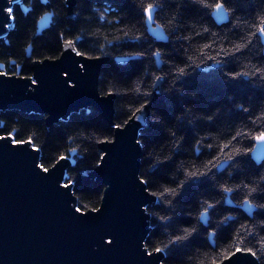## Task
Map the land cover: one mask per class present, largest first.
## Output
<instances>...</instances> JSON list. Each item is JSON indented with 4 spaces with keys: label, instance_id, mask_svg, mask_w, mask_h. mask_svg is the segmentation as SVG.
<instances>
[{
    "label": "trees",
    "instance_id": "1",
    "mask_svg": "<svg viewBox=\"0 0 264 264\" xmlns=\"http://www.w3.org/2000/svg\"><path fill=\"white\" fill-rule=\"evenodd\" d=\"M150 2L154 0H75L71 10L73 18H70L65 0H47L46 3L25 0L30 12L24 16L19 5H15V26L9 27L8 34L0 39V65L4 66L3 72L7 76L16 75L19 69L21 77H32V62L57 59L65 40L76 41L74 50L82 52L83 57L107 59L99 76L98 91L101 95L108 91L118 94L114 95L111 123L94 109L72 114L67 120L52 126L45 123L44 116L14 110L0 113V136L7 137L11 133L17 139L34 137L35 145L41 149L39 163L45 167L52 168L60 155L67 154V147L78 149L79 155H69L70 166L66 169L64 182L77 181L72 193L76 207H81L85 213L93 207L99 208L104 192L101 183L85 176L94 172L97 163H100L102 153L98 146L101 143L97 141L105 137L113 138L115 128H111L110 124L123 123L130 109L143 102L141 94L153 91L152 82L157 76L164 79L157 82L159 93L150 108V123L153 114L159 115L157 109L167 110L172 119L147 145L146 152L141 148L144 155L150 152L153 159L165 161L164 166L159 167L151 177L154 181L152 191H162L164 186L174 187L185 178V170H203L213 156L219 154L223 160L220 146L228 144L237 131L255 132L256 126L264 125V120H256L264 112V81L255 77L230 81L232 73H251L255 67L264 64L260 38L253 37L243 54L238 53L234 57L217 55L221 49L231 51L233 45L246 42L256 31L250 25L258 23L256 17L264 10V0H232L226 5L228 22L223 25H217L209 15L212 13L211 6L218 0H204L208 8H201L192 0H167L164 10L155 13V23L169 36L165 43L152 39L143 24L142 5ZM105 8L109 10L105 12ZM232 8H236L234 14ZM46 13L53 15L52 23L49 29L37 36V22ZM101 13L104 19L99 18ZM174 14H178V25L175 22L169 24ZM174 26V34H170ZM205 28L207 32H204ZM78 36L80 40H76ZM137 36L141 39H136ZM144 37H147V42ZM205 44L210 47L205 48ZM29 47L31 53L27 59L26 49ZM155 51H159L160 55L153 56ZM137 53H143V56ZM209 56L216 57L221 63L208 60ZM116 58L129 60L118 64ZM186 64H200L201 67L195 69L190 77L181 78L185 80V85H176L178 91L173 97L168 89L174 86L177 69L184 68ZM237 105L249 108L250 112H242ZM207 116L214 119L209 121ZM174 117H180V122L177 123ZM253 120H256V126L252 124ZM177 127L180 129L178 138L180 135L185 137L178 153L177 145L169 135V130H176ZM150 131L149 128L140 131L138 138ZM68 135L75 140H67ZM238 146L241 150L253 149L254 141L240 138L238 142L233 141L225 152ZM168 157L171 159H166ZM219 168L212 170L214 175L205 183L189 187L181 204H174L177 215L169 231L180 234L183 228L196 227L197 233L190 242L165 256L164 264H213V261L219 264L224 261V255L233 251L240 242L237 233L242 232L243 227L255 235L241 246L258 247L257 240L264 236L261 230L264 216L253 210L249 217L238 207L243 205L250 188H257V193L249 197L251 202L254 205L264 203V198L259 195L264 186L261 180L264 177V162L256 165L249 157L233 167L225 165L221 171ZM145 169L147 164L140 158V172ZM245 184L249 187H243ZM221 185L233 189H237V185L240 187L232 193H224L219 190ZM228 195L235 208L226 206ZM205 201L216 205L215 209L209 210L207 227L197 219ZM166 204L167 200L155 201L149 210L157 216L172 215L165 210ZM225 217L230 219L225 220ZM158 223H149L148 243L144 244L149 251L167 243V238L161 234L163 230L157 227ZM210 232L214 233L213 246L209 242Z\"/></svg>",
    "mask_w": 264,
    "mask_h": 264
},
{
    "label": "water",
    "instance_id": "2",
    "mask_svg": "<svg viewBox=\"0 0 264 264\" xmlns=\"http://www.w3.org/2000/svg\"><path fill=\"white\" fill-rule=\"evenodd\" d=\"M66 4L69 17L73 18L71 10L75 0H67ZM18 7L26 16L28 10L22 5ZM46 14L37 22V36L50 28L53 15ZM213 21L223 25L228 22V17ZM3 23L5 20L0 17V25ZM152 27L156 28V32H148V35L159 43H165L167 40L159 39L162 33L165 35L162 28L156 23ZM8 31L9 28H0V36L4 38ZM260 42L264 54V39ZM66 47L64 44L55 60H43L42 64L32 62L30 71L32 78L37 80L36 85L22 79L19 69L14 76H0V113L14 110L36 114L44 116L45 123L52 126L67 120L72 114L94 109L111 123L115 97L98 102L101 96L98 80L107 59L76 56L75 50L66 51ZM30 53L29 47L26 49L27 59ZM128 60L116 58L115 62L122 64ZM80 63L85 68L81 69ZM3 71L4 66L0 65V72ZM65 71L69 73V82L76 85L72 89L66 88L63 83ZM158 93L159 88L155 89V99ZM150 108L147 120L141 116L140 121L130 122L123 134L115 129V144L101 143L98 146L102 154L107 152L109 155L100 161L99 168L85 176H91L104 187L99 206L103 211L99 214L89 211L84 217L74 215L69 211L73 203L76 207L72 189L57 191L56 183L58 180L64 182L70 161H61L55 169L50 168L51 175L44 178L45 174L34 167L39 164V152H32L27 145L12 147L9 140H0V264H159L155 258L142 255L150 226L140 220L136 211L142 199L137 182L141 148L135 145L134 138L148 128ZM252 150V161L260 165L264 156L259 161L252 157L264 153V145L254 141ZM224 166H220L219 170H223ZM150 199L155 201L154 197ZM225 203L235 208L229 195ZM238 208L247 216H252L253 211L249 214L246 206ZM200 222L207 227L208 216L201 217ZM105 232H111L116 237L111 250L99 246L100 236ZM212 238L209 236L213 246ZM223 264L253 262L247 255L237 254L231 261L224 260Z\"/></svg>",
    "mask_w": 264,
    "mask_h": 264
},
{
    "label": "snow or ice",
    "instance_id": "3",
    "mask_svg": "<svg viewBox=\"0 0 264 264\" xmlns=\"http://www.w3.org/2000/svg\"><path fill=\"white\" fill-rule=\"evenodd\" d=\"M20 0H0V17H3L5 20V23L0 25V28L8 29L9 27H14L16 23V15H15V5L19 4ZM43 2H47V0H43ZM67 3V0H65ZM193 3L199 5L201 8H208L209 5L204 2V0H192ZM232 0H218L217 3L212 5V13L209 15L211 18L215 21H222L227 19L229 11L228 8H226V5L231 4ZM167 4V0H154V2L145 3L142 5V17H143V24L146 28L147 32L154 33L156 32V28L152 27L153 24L156 22L155 13L157 10L163 11L165 5ZM109 9L105 8L104 11L107 12ZM236 11V8H232V13L234 14ZM6 14V15H5ZM50 15V14H46ZM100 19H104L103 13L99 16ZM43 19V18H42ZM256 19L258 20V23H254L250 25V27H255L256 31L250 34L249 39L244 42L237 45H233V49L231 51H225L224 49H221L220 52L217 53V55H225V56H235L236 54H243V52L247 49L248 45L252 43V38L257 37L260 39H264V10L261 11L259 15H257ZM175 22V25L179 24L178 14H174L172 16V19L169 20V24H173ZM230 22V21H229ZM157 27H160L157 25ZM175 26L170 30V34H174ZM208 29L205 28L204 32H207ZM196 35H201L200 33H197ZM0 39H3L2 36H0ZM136 39H141L140 36H137ZM145 42H147V37H144ZM159 39L161 40H167L169 39V36L163 35V33L159 36ZM179 39V37H178ZM184 39H188L185 37ZM76 40H80V37L78 36ZM76 41L74 40H65L64 44L67 46L66 51L68 49L74 50V45ZM205 48L210 47V45L205 44ZM76 56H83L84 54L80 51H75ZM139 56H143V53H137ZM153 56L160 55L159 51H155L152 53ZM87 59H95L100 60L101 57L94 56V57H87ZM189 59H191L189 57ZM208 60L214 61L216 64H220L221 61L216 59V57L209 56L207 57ZM261 60L264 61V56L261 57ZM34 63H44V61H35ZM79 67L81 69L85 68V65L83 63L79 64ZM200 64H186L184 68H178L176 76L174 77V86L173 88L168 89L170 93L173 94V97H175L176 92L178 91L176 85L184 86L185 80L181 79L182 77H190L192 72L195 71V69L200 68ZM255 67V66H254ZM186 69H191V71H186ZM0 76H7V73L0 72ZM65 80L63 81L64 85L68 89L74 88L76 85L75 83L69 82V73L67 71L64 72ZM240 77H248L250 80L252 77H255L256 79L260 81H264V64H261L260 67H255V71L249 73L246 71L236 72L232 73L230 76V81H238ZM22 79H27L31 85H36L37 80L33 79L32 77H22ZM164 78L157 76L152 82V89L153 91H148L142 93L143 102L139 104L138 107H134L130 109V114L127 115V118L123 120V123H114L110 124L111 128H115L118 132L123 134V132L126 131L127 127L130 126V122L133 121H140L141 116L147 120L148 117V109L153 106L155 103V89L159 88L160 85L157 83L158 81H162ZM139 92V89H137ZM118 95L117 93H114L112 91H108L104 93L103 95L99 96L98 102L103 103L108 100V98ZM171 99V98H170ZM228 99H231L230 97ZM238 108L244 113H249L250 109L247 107H243L242 105H237ZM159 112V115L153 114L152 121L149 123L148 128L151 130L149 134L145 135L142 134L140 138H134V143L139 148L144 149V152L147 151V145L152 142L155 135L160 132L166 125L167 121H170L172 119V114H170L165 109H157ZM47 119V117H46ZM175 121L177 123L180 122V117H174ZM213 116H207V120L211 121L213 120ZM256 120H264V112L261 113V116L257 117ZM256 120L252 121V124L256 126ZM178 132H180L179 127L176 128V130H169V135L171 136L172 140L175 141L177 145V153L179 152V147L182 146L181 142L185 140V137L183 135H180L178 138ZM240 138L243 139H250L252 141H255L257 144L264 145V125L262 126H256L255 132L250 131H237L235 135L231 137V140L228 144H222L220 146V154H223L224 159H220V155L213 156L211 160L208 161L207 165L204 166L203 170H185L184 171V179L180 180L179 183H176L174 187L164 186L162 191H152L151 188L153 187L154 181L151 179L154 172L159 168L164 166L165 161L155 160L152 158V154L149 152L147 155H144V152H141V158L143 160V163L147 164V169H145L143 172H140L137 178L138 185L140 186V193L142 194V199L140 200V205L137 206V213L139 215V218L144 223H153L154 221H159L157 224V227L161 228L162 235H164L167 238V243L162 244V246H155L152 247L151 251L145 250L142 252L143 256H146L148 258H155L159 264H164V258L165 256L169 255L174 249H178L179 247L183 246L185 242H190L191 239L194 237V235L197 233L196 227L191 228H183L180 230V234H176L175 232H170L169 229H171L172 224L174 222V216L177 214L175 213L174 204H181L183 201V197L185 196V193L189 187H191L193 184H202L208 181L214 173L212 170L214 168H219L221 165H227V167H233L234 165H237L239 163L244 162V158H249L250 154L253 152L252 149L245 148L244 150H241V148L235 147L232 148L230 151L225 152V149L229 148V145L233 141H239ZM9 140L12 147H23L27 145L32 152H39L41 149L38 148L34 143V137L29 136L28 139H17L15 136H13L11 133L8 134L7 137L0 136V140ZM67 140L74 141L75 137L72 135L67 136ZM116 137L113 136L112 139H108L105 137L103 140L97 141V143H106L109 145L115 144ZM197 144L200 143L199 140L196 141ZM209 147H212V145H209ZM66 153L64 155H60L57 158L56 164L52 165V169H55L57 165L60 164L61 161L68 162L69 161V155H79L78 149L76 147H67ZM109 155V153L105 152L100 155L99 160L104 161L106 156ZM261 156H264V153H260L255 157H252L253 159H256L259 161ZM87 157H85L86 159ZM168 160L171 159V157L166 158ZM34 167L36 169H39L40 172L45 174L44 178H47L51 175V170L49 167H45L44 164L39 163L35 164ZM97 168L100 167V163L98 162L96 165ZM261 180L264 181V177H261ZM76 180H68L63 183H61L59 180L56 183L57 191L60 189H72L76 187ZM240 186L237 185V189ZM243 187L248 188L249 185L245 184ZM233 189L231 187H227L225 185L220 186V191L224 193H232L233 191L237 190ZM255 193H257V188H250L248 192V196L244 198L242 201V204L246 206V208L249 210V214L253 210H256L258 214L261 216H264V203L262 204H256L254 205L249 197H252ZM259 195L261 198H264V186L261 187ZM151 197H155V201L163 202L164 200H167V204L165 205V210L167 212L172 213V215H160L157 216V214L153 211H150V206L155 203V201L151 200ZM171 197L172 199H168ZM71 199V197H70ZM103 199V197H102ZM142 205V207H141ZM216 205L213 203L204 202L202 205V211L199 214V217L197 219L199 220L201 217H206L209 214L210 209H215ZM69 211L73 212L74 215L78 217H84L86 216V213L82 210L81 207H74V203L72 207H69ZM91 212H95L97 214L101 213L103 211L102 208L93 207L90 209ZM190 214V213H189ZM225 220L230 219V217H225ZM261 230L264 231V221H261ZM214 235L213 232L209 233V236ZM255 234L249 231L246 227L242 228V232H238L237 236L239 237V243L236 245L235 249L227 255H224V260H229L233 257H235L237 254L241 255H247L251 258L253 264H264V236H261L257 240L258 247H242L241 245L244 244L247 240L252 238ZM107 237V238H106ZM116 243V237L111 232H105L103 235L100 236L99 239V246L104 247L106 250H111V248ZM148 242L145 241V244ZM213 264H215V261H213ZM220 264H223V261L220 262Z\"/></svg>",
    "mask_w": 264,
    "mask_h": 264
},
{
    "label": "flooded vegetation",
    "instance_id": "4",
    "mask_svg": "<svg viewBox=\"0 0 264 264\" xmlns=\"http://www.w3.org/2000/svg\"><path fill=\"white\" fill-rule=\"evenodd\" d=\"M16 5H19V6H20V5H22V6H24V7H25V9H27V10H28V12H30V10H31V9H30V7H29V6H27V5L25 4V0H23V1H22V0H20L19 4H16ZM26 6H27L28 8H27Z\"/></svg>",
    "mask_w": 264,
    "mask_h": 264
}]
</instances>
